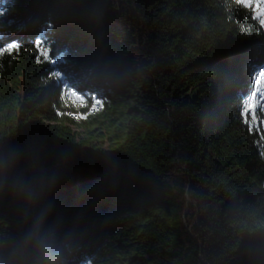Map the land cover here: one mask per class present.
Segmentation results:
<instances>
[{
  "label": "trees",
  "instance_id": "obj_1",
  "mask_svg": "<svg viewBox=\"0 0 264 264\" xmlns=\"http://www.w3.org/2000/svg\"><path fill=\"white\" fill-rule=\"evenodd\" d=\"M253 16L240 0H0V48L18 45L0 57V264H44L45 245L58 264H264Z\"/></svg>",
  "mask_w": 264,
  "mask_h": 264
},
{
  "label": "snow or ice",
  "instance_id": "obj_2",
  "mask_svg": "<svg viewBox=\"0 0 264 264\" xmlns=\"http://www.w3.org/2000/svg\"><path fill=\"white\" fill-rule=\"evenodd\" d=\"M240 3L244 7L252 10L254 13L253 18L259 20L261 25H264V0H240ZM36 43L40 51V55L44 58V60L54 62L51 61V58L49 56V49L42 43V40H37ZM17 50L18 45L15 43L10 46L0 48V57H3L4 55H11L14 51ZM77 102L80 104L84 103L82 100H79ZM257 108H260L261 111L264 112V72H261L257 75L254 91L245 100L243 115L245 117L246 123L254 125L258 120ZM95 110L96 109L93 108V111Z\"/></svg>",
  "mask_w": 264,
  "mask_h": 264
},
{
  "label": "clouds",
  "instance_id": "obj_3",
  "mask_svg": "<svg viewBox=\"0 0 264 264\" xmlns=\"http://www.w3.org/2000/svg\"><path fill=\"white\" fill-rule=\"evenodd\" d=\"M58 255V252L47 245L41 248L40 258L44 262V264H58Z\"/></svg>",
  "mask_w": 264,
  "mask_h": 264
}]
</instances>
